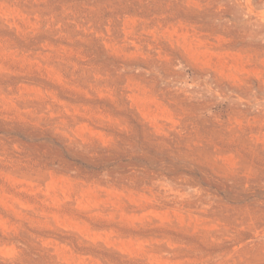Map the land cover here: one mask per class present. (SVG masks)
<instances>
[{
  "label": "rangeland",
  "instance_id": "1",
  "mask_svg": "<svg viewBox=\"0 0 264 264\" xmlns=\"http://www.w3.org/2000/svg\"><path fill=\"white\" fill-rule=\"evenodd\" d=\"M0 264H264V0H0Z\"/></svg>",
  "mask_w": 264,
  "mask_h": 264
}]
</instances>
